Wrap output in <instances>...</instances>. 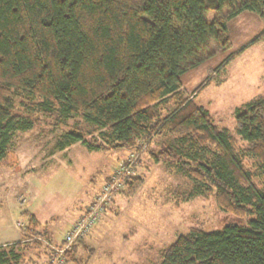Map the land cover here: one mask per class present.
<instances>
[{"label":"trees","instance_id":"trees-1","mask_svg":"<svg viewBox=\"0 0 264 264\" xmlns=\"http://www.w3.org/2000/svg\"><path fill=\"white\" fill-rule=\"evenodd\" d=\"M243 12L264 22V0H0V161L15 133L43 118L54 125L77 119L58 137L59 151L76 143L148 150L152 138H172L149 149L150 159L245 223L191 228L161 251L159 264H264V187L244 163L251 158L264 173V96L235 108L241 147L184 95L180 78L230 47L227 22ZM263 37L264 29L213 74ZM127 176L131 195L142 180ZM21 243L0 244V264H18Z\"/></svg>","mask_w":264,"mask_h":264},{"label":"rangeland","instance_id":"rangeland-1","mask_svg":"<svg viewBox=\"0 0 264 264\" xmlns=\"http://www.w3.org/2000/svg\"><path fill=\"white\" fill-rule=\"evenodd\" d=\"M227 28L230 47L180 78L184 95L207 109L216 126L246 147L236 133L234 111L264 96V37L220 72L213 70L259 34L264 22L243 12L229 20ZM210 71V83L194 93ZM75 121L54 125V120L43 118L30 130H18L0 161V244L26 243L16 248L18 264H159L161 251L191 228L214 231L228 223H245L221 211L213 196L194 193L186 177L150 159L149 149L160 150L172 138L156 136L148 150L142 146L90 151L80 143L57 150L58 137ZM244 163L257 174V185L264 187V173L256 162L246 158ZM122 166L127 172L120 170ZM126 175L142 180L131 195L124 191ZM97 201L102 207L98 220L74 240L67 249L75 246L74 254L66 259L62 251L66 233ZM27 214L37 219L36 225L29 226Z\"/></svg>","mask_w":264,"mask_h":264},{"label":"built area","instance_id":"built-area-1","mask_svg":"<svg viewBox=\"0 0 264 264\" xmlns=\"http://www.w3.org/2000/svg\"><path fill=\"white\" fill-rule=\"evenodd\" d=\"M122 169H120L121 171L123 170L124 172L126 171V166H122ZM121 171H118V173H120ZM123 175V174H122ZM111 182H113V184L116 182L115 180V176L111 179ZM102 211V207L101 205H99V201L94 202L91 205V209L90 211L85 215L82 214L81 218L79 220H77V224L73 227L72 231L67 232L66 233V237H67V242L65 243L66 246L62 249L63 252L67 251V249L70 247V245L74 242V240L80 238L81 236L87 234V231L89 230V228L95 224V221L98 220L99 214ZM62 262V260H60V263Z\"/></svg>","mask_w":264,"mask_h":264},{"label":"crops","instance_id":"crops-1","mask_svg":"<svg viewBox=\"0 0 264 264\" xmlns=\"http://www.w3.org/2000/svg\"><path fill=\"white\" fill-rule=\"evenodd\" d=\"M239 15H240V14H239ZM257 17H258V16H257ZM254 37H255V36H254ZM254 37H253V38H254ZM253 38H252V39H253ZM252 39H251V40H252ZM251 40H250V41H251ZM250 41H248V42H247L246 44H244L242 47L247 46V45L250 43ZM247 48H248V47H247ZM244 50H245V49H244ZM242 52H243V51H242Z\"/></svg>","mask_w":264,"mask_h":264}]
</instances>
